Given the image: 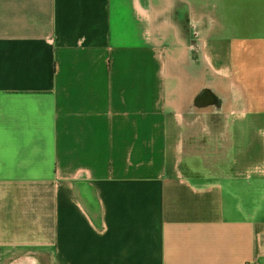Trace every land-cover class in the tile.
<instances>
[{"label":"crops","instance_id":"1","mask_svg":"<svg viewBox=\"0 0 264 264\" xmlns=\"http://www.w3.org/2000/svg\"><path fill=\"white\" fill-rule=\"evenodd\" d=\"M264 264V0H0V264Z\"/></svg>","mask_w":264,"mask_h":264},{"label":"built area","instance_id":"2","mask_svg":"<svg viewBox=\"0 0 264 264\" xmlns=\"http://www.w3.org/2000/svg\"><path fill=\"white\" fill-rule=\"evenodd\" d=\"M249 264H255V263H249Z\"/></svg>","mask_w":264,"mask_h":264}]
</instances>
